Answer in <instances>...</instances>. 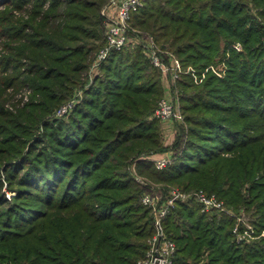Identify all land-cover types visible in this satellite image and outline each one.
I'll return each mask as SVG.
<instances>
[{
    "label": "trees",
    "instance_id": "obj_1",
    "mask_svg": "<svg viewBox=\"0 0 264 264\" xmlns=\"http://www.w3.org/2000/svg\"><path fill=\"white\" fill-rule=\"evenodd\" d=\"M108 2L0 0V264H136L154 233L150 183L214 194L231 211L177 200L164 220L174 264H264V0H147L132 14L183 68L225 65L200 84L177 80L187 128L163 169L147 157L167 147L152 117L160 71L138 47L89 74ZM25 86L29 103L7 109L8 89ZM238 218L258 238L238 242Z\"/></svg>",
    "mask_w": 264,
    "mask_h": 264
},
{
    "label": "built area",
    "instance_id": "obj_2",
    "mask_svg": "<svg viewBox=\"0 0 264 264\" xmlns=\"http://www.w3.org/2000/svg\"><path fill=\"white\" fill-rule=\"evenodd\" d=\"M146 1L147 0H121L119 2L117 16L115 19L111 20L106 35L108 46L99 53L98 58L93 65L94 68L99 67L101 61L108 56L110 51L121 50V48L126 45L125 28L127 21L132 13L142 7ZM154 46L153 39H150L149 46L147 47L150 51L147 53L148 58L154 66L163 69L165 66L159 58L160 55L157 53L158 49H155ZM176 64L177 62L171 64V68L175 71L173 79L177 78V73L179 72V68ZM75 102L76 101L72 100L67 104L62 105L58 110L57 116L62 117L67 115L72 110ZM156 116L165 121L172 120L173 118L181 119V114L179 113L178 108L175 110L171 102L165 99L159 102ZM152 162L157 169H163L171 162V157L155 158ZM191 196L198 200L202 206V211L204 212L216 211L226 212L228 214L231 213V211L225 209L223 202L218 200L214 194H207L201 190L193 193H184L175 190L170 196L163 200H160L159 196H152L150 194L144 195L142 198L143 204L154 212V234L149 241L145 255L137 261V264H174L177 246L175 242L167 236L164 229V220L169 213L170 208L177 200H184ZM238 222H243L246 226V230L243 232L239 231L238 224L233 228V233L238 242L247 241L248 237H254L249 224H247L242 218H238Z\"/></svg>",
    "mask_w": 264,
    "mask_h": 264
},
{
    "label": "rangeland",
    "instance_id": "obj_3",
    "mask_svg": "<svg viewBox=\"0 0 264 264\" xmlns=\"http://www.w3.org/2000/svg\"><path fill=\"white\" fill-rule=\"evenodd\" d=\"M120 1L121 0H109V2L100 11V15L102 16V20L104 22L103 28H104L105 40H104L103 46L98 50V52L95 54V56L93 58V61L91 63V67L89 70L90 75L98 72L99 67L94 68L93 65H94L96 59L98 58L99 53L108 46L106 35H107L108 30H109L108 28H109V25L111 24V20L115 19L117 16L118 5H119ZM125 29H126L125 30V39H126L127 43L125 46H123L121 48V50H123V49L134 50L138 47H141L142 52H143L144 56L148 59L149 63L154 68H157L161 74L160 75V83H161L162 88H163V95L160 98V100L158 101L152 117L156 118L159 121V124L161 127L160 129H161V136H162L163 144H164V146H167V147H166L165 151H163L161 153H156V154H153V155L147 156V157L150 160H154L155 158L168 157L170 155L172 156V154L177 152V149L173 146V143L175 142L177 135L180 133V130L182 128L183 129L187 128L186 121H185V119L181 113V110H180V92L181 91H180L179 87L177 86V80L184 73H190L196 84L202 83V81L204 80V78L208 72H211L213 74H216L219 77H222L224 75V72H225L224 62H221L217 59L218 61L216 63L209 65L201 74H197L196 71L194 70V68H192V67L183 68L179 59L175 56V54L173 52H171L170 50L162 49L160 47V44H158L151 35L143 33L142 30H140L138 27L134 26L132 24V15L130 16L129 20L127 21ZM150 39H153V41H154V44H155L154 48L158 49L157 53L160 55L159 58L161 59V61L163 62L164 66H165L163 69L154 66L151 63L150 59L148 58L147 53H149L150 51L148 50L147 47L149 46V40ZM234 47H236L237 50H241L240 43L236 44ZM111 52L112 51H110V53ZM110 53L108 54V56L110 55ZM176 62H177L176 65L179 68V70H178L179 72L177 73V78L173 79V75H174L175 71L171 68V64H175ZM32 94H33L32 89L29 87H26V86L19 91H16L13 88H9L8 89V100L5 104V107L7 109H9L10 111L14 112L18 108H22L27 103H29ZM163 99L171 102V104L173 105V108L175 110L178 108L179 113L181 114V119L173 118L172 120L165 121V120H161L159 117L156 116V110L158 108V104ZM69 101H71V100H69ZM78 101L79 100H77L76 102H78ZM67 103L68 102H66L64 104H67ZM64 104H62V105H64ZM62 105L59 106L58 109H56L54 111L53 116L51 115V119H52V117L55 119H57V118L66 119L67 118L66 115L62 116V117L57 116L58 110H59V108L62 107ZM136 179L139 182L144 183V184H147V182H148L145 178L141 177L140 175L139 176L137 175ZM175 190L180 191L179 189H177L176 187H174L172 185L163 186V184L161 185V184H156V183H152V184L150 183V187L146 190V193H144V195L150 194L152 196H159L160 200H163V197L170 196V194ZM164 193H165V195H164ZM187 193H189V192H187ZM11 195H12V193H8L6 196L9 197ZM151 213L153 215V222H154V212L151 210ZM243 220L246 222L245 219H243ZM152 237H153V235L148 239V241H147L148 245H149V241ZM256 238H258V236H255L252 238L248 237L247 241H252V239H256ZM136 264H137V262H136Z\"/></svg>",
    "mask_w": 264,
    "mask_h": 264
}]
</instances>
